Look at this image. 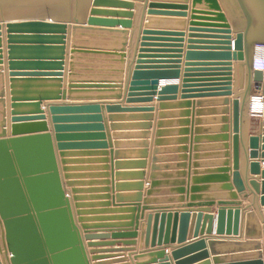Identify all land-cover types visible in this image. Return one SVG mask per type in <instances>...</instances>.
Returning <instances> with one entry per match:
<instances>
[{
	"label": "water",
	"instance_id": "obj_1",
	"mask_svg": "<svg viewBox=\"0 0 264 264\" xmlns=\"http://www.w3.org/2000/svg\"><path fill=\"white\" fill-rule=\"evenodd\" d=\"M134 1L144 2L142 13L146 14L147 19L143 29H139L133 50V68L128 74L126 87L127 104L151 102L157 95L162 111L169 109L162 102L176 100L177 85L171 83L159 86L160 80H177L180 77V55L167 54L181 53L175 49L167 51L168 49L162 48H180L176 44L182 42L184 18L187 17L189 3L192 22L190 26L215 28L216 31L190 30L188 36L189 45L183 69L185 76L182 81L181 101L178 103V108L185 110L179 117L180 138L177 140L178 149L175 152L179 155L178 160L174 164H160L169 160L168 157L163 160L156 157L167 152L160 147L168 145L163 137L169 135V132L157 131L154 157L150 166V183L146 190V199L143 200V208L140 204L143 171L115 175L123 181H140L116 186L121 192H139L124 210L133 214L149 210L146 206L150 201H161L151 198L164 192L177 196L167 199L168 203L183 204L188 200L180 208H209L216 205L219 207L216 234L226 235L227 238L208 241L198 239L176 248L171 254L176 264H197L201 260L206 261L199 264H264L262 244L259 241L261 238L264 240V226H261L252 210L245 214L243 240L238 237L241 226V210L238 206H241V200L249 197L247 186L254 194V200L263 207L264 214V112L259 132L247 137V151L242 128L246 98L254 89L261 91L264 97V73L253 70L255 48H264V0H151L146 3L145 0H0V37L3 30L9 60L11 123V131L8 133L6 95L0 68V264H89L64 187L71 189L75 216L84 232L83 239L89 241L107 238L108 235H94L90 231L98 228L96 225H87L89 220L84 211L87 206L83 203L86 197L82 196L87 193L82 189L86 183L81 181L85 175L73 174L84 169L72 166L86 162L80 158L94 156L102 157L98 162L104 164L107 159L103 157L107 155L105 150L108 147L114 146L118 149L125 144L119 141H103L105 134L102 133V110L105 109L107 113H150L153 108L123 107L120 103H49L46 107L52 124V136L44 122L46 117L41 104L43 101H100L120 98L128 29L131 28L130 19L133 15L131 2ZM155 16L163 19H152ZM166 17L179 19L167 21L164 19ZM169 23L179 30L168 32L149 28L153 25L167 26ZM117 27L122 29H116ZM67 33L70 34L71 45L67 87L63 90ZM169 43L172 45H166ZM1 54L0 39V65ZM233 62L245 81L241 98H231ZM93 63L98 66L92 69L90 66ZM195 72L211 74L190 75ZM37 87L42 90H33ZM193 98H222L211 102L221 106L214 110L220 117L215 119L219 126L214 128L216 133L213 135L201 137V134H205L202 129L187 128L190 124L187 118L191 115L189 108L192 103L185 100ZM202 106L201 101L194 103V107ZM165 117L162 114L160 119ZM146 119L149 120L148 116ZM140 126V135L126 136H138L145 140L149 125ZM157 127L163 128V123H159ZM188 134L192 135V144H198L202 140L221 142L222 152L218 155L221 160L212 163V167L199 169V164L193 162L197 155H192L197 152L198 147H187ZM119 136L123 135H112L114 140ZM147 144V141L126 143L131 148H142L139 152L142 161H130L121 166L130 170L145 169ZM241 148L248 173L251 176H260V182L247 176L242 178ZM55 149L58 152L64 184ZM105 184L107 186V180ZM105 188L102 189L103 192L107 191V187ZM216 198L224 199L216 201ZM94 199L108 200V197ZM101 204H104L103 207L109 206L108 202ZM208 213V210L193 213L184 210L174 215V222H178L176 232L179 245L185 242L189 226L194 237L198 236L199 231L203 233L207 230L208 234L211 233L214 217ZM172 217L165 212L147 215L142 233L146 246L151 241L150 247L155 248L157 236L161 243L165 219L170 220ZM139 218L138 215L128 218L134 222L126 227H135L134 230L116 231L112 238H135ZM172 234H175V228ZM167 235L166 231V239ZM88 244L89 248L98 246L96 243ZM125 245L128 244L124 243ZM207 247L209 252L205 251ZM89 253L93 255V262L108 258L98 256L99 252L93 250ZM164 254L162 249H153L145 256L164 258ZM156 264L171 263L165 259Z\"/></svg>",
	"mask_w": 264,
	"mask_h": 264
},
{
	"label": "crops",
	"instance_id": "obj_2",
	"mask_svg": "<svg viewBox=\"0 0 264 264\" xmlns=\"http://www.w3.org/2000/svg\"><path fill=\"white\" fill-rule=\"evenodd\" d=\"M125 1V0H121ZM150 2L151 0H145L146 2ZM160 1V0H159ZM161 1H168V0H161ZM129 2V1H128ZM133 3V9L131 10L132 12V17L130 19L131 21V28L128 29L129 31V36H128V42H127V51H126V59H125V70H124V75H123V88L121 89L120 93V98L118 100H113V99H106V100H90V101H70V100H65V101H58V102H50V101H43L41 104V109L44 111L46 120L44 121L47 124V129L48 132L53 136V129H52V124L49 119V113L47 109V105L49 103H120L121 106L123 107H139V106H147V107H152L153 111L150 113H107V111L104 109L101 112L102 115V123L104 125V131L102 132L105 134L104 137V142L107 143H114L115 141H119L121 143H125L121 145L120 148L115 149L113 147H108L106 151V156L103 157L107 160L106 163L100 164L98 159H102L100 156H94V157H84L80 159H84L86 162L75 165L72 167H81V169H84L83 171L80 172H73L75 175H85L81 179V181H84L86 185L82 187V189H85L87 193L85 192L82 196H85L86 199L83 203H86V208H84L85 211V217L89 220L87 222V225L90 226H95L98 227L96 229L90 230L91 232H94V235H108L107 238L104 240H85L83 239L84 237V232L81 230V224L77 222L76 216H75V208H74V203L72 200V195L70 194V188L69 187H64L65 192L67 197L70 199L71 202V209L73 212V216L75 219V224L78 227L80 231V235L83 241V245L87 254L88 262L89 264H156L159 262L164 261L167 259L171 264H176V261L173 260V257L171 256L172 252L183 245L192 243L198 239H203L205 241L211 240V239H226V235H217L216 234V217H217V211H218V206H211L209 208L205 207H195L191 209H185V208H180L186 205L187 201L186 200L183 204L181 203H168L167 199L172 198V197H177L169 194L168 192H164L159 196H155L151 199H160L161 201H158L157 203H153L150 201L146 207L149 208V210L146 211H140L138 213H131L130 211L127 212V210H124L127 205L130 204L131 201H134L135 195L139 192L135 191H125L121 192L118 188H116L117 185H124L127 183H139L140 181L133 180V181H123L120 179L116 178V174H122V173H132V172H140L143 171L144 178H143V189L141 192V208H143L144 203L143 200L146 199V190L149 188V175H150V166L152 164V159L154 157V141L156 140V132L157 131H166L169 132V135L166 137H163L164 141L168 142L167 146L160 147V149H165L167 152L160 153L159 156L162 158L168 157L169 160L161 163L160 164H174L178 160L177 157L179 155L176 152L178 149L177 147V140H179L178 136V131L181 129L179 127V121L181 120L179 117L182 115L181 113L185 110H180L178 108V103H180V95L182 91V86H183V77L185 76L183 69L184 65L186 63V53H187V47H188V41L189 38L188 36L190 35V30L194 31H216L215 28H204V27H192L190 24L192 23L190 20L191 13H190V8H191V3H189V11L187 13V17L184 18L185 26L183 28V38L182 42L179 44H176L180 48H162V49H168L167 51H180L181 54H167V55H180V77L177 80H160V86L163 85H170L175 84L178 86L177 94H176V100L169 101V102H162L166 103L168 105L167 107L169 109L167 110H160L159 105L161 104L160 102L157 101V95L153 97L151 102H145V103H133V104H127L126 99V87H127V80H128V74L130 72V69L133 68L132 65V59H133V50L136 44V40L138 37L139 29H143L147 16L143 12V7H144V2H138L134 1L131 2ZM103 10H108V11H127L124 9H116V8H100ZM96 19H115L119 20L121 18H108V17H95ZM152 19H163L161 17H153ZM167 21H174L175 19L179 18H173V17H166L164 18ZM210 23V22H209ZM150 29H156L155 31H168V32H176L179 30L178 27L174 26V24H170L167 26H161V25H153L149 26ZM116 29H122L121 27H117ZM193 33H202V32H193ZM1 50H2V60H1V72L3 74V82H4V89H5V100H6V119H7V126L6 130L8 133H10L11 129V123H10V96H9V69H8V54H7V49H6V38H5V33L2 30L1 31ZM70 45H71V38L70 34L67 33L66 35V40H65V52H64V65H63V90H66L67 87V73H68V63H69V50H70ZM166 45H172V44H166ZM196 63V62H195ZM98 65L96 63H93V67H97ZM211 73L207 74H201V73H190L192 76H200V75H210ZM232 91L233 95L231 98L237 97L241 98L243 94V89L245 87V81L241 78V72L239 71L238 68H236V63L233 62V71H232ZM192 79H201V78H192ZM243 82V83H242ZM243 84V87H240ZM191 85H204V84H191ZM42 90V88H35L33 90ZM255 92V93H254ZM261 91H254L249 97V100L247 102V114L248 116L243 120V134H244V140H245V147L247 151V137L249 135H254L259 132L260 129V122L262 119H257L256 117H253V115H249L250 110V103L253 99L256 97L259 99V96ZM104 97H112V96H104ZM222 98H193L185 101H189L192 103L191 108H189V111H191V115L189 118H187L190 121V124L187 126L188 129L192 130L194 129H202L205 134H201V137H204L206 135H213L216 133V128L219 126V124L216 122L215 119H218L220 117L218 113H215L214 110H218L221 108L219 104H212V101H217L221 100ZM203 102L202 107H194V103L197 102ZM197 111H201L200 113H197ZM164 114L166 117L165 119H160V116ZM149 118L145 120V117ZM254 118V119H252ZM113 121V122H111ZM199 121V125H197V122ZM159 123H163V128L159 129L157 126ZM149 125V129L147 130L148 137L145 140L140 139L138 136H126V135H140L142 133L141 128L142 126L140 125ZM215 128V129H214ZM117 134V135H123L119 136L116 140L113 139L112 135ZM111 135V138H110ZM193 137H196L195 135ZM187 138L189 139V142L187 143V147L197 146L198 150L197 152H193L192 155H197V159H193V162L199 164V169L204 170L207 169L208 167H212V163H215L217 161H220L221 158L218 156L222 151L220 149V145H222L221 142H211V141H206L202 140L198 144L193 143L192 144V135L188 134ZM54 141V139H53ZM136 142V141H147V158H145V163L146 167L143 170H137V169H124L126 166H121L122 164L125 163H130V161H142L139 158V152L141 151L142 148H131L126 143L130 142ZM112 146V144H111ZM54 147H55V141H54ZM94 151V150H93ZM96 151V150H95ZM56 155L58 152L56 151ZM195 157V156H194ZM244 153L243 149L241 148V164H240V172L241 176L244 179L245 176H247L249 179L254 178L258 182L261 181L260 176H251L248 171H247V165L245 166V161H244ZM57 161H58V166L61 174V178L63 181V184L65 181L63 180V173L61 171V165H60V160L57 155ZM117 164L119 166H117ZM106 168V169H103ZM261 171L263 170L262 164H261ZM122 178V177H121ZM108 181V184L106 186L105 181ZM91 183V184H90ZM90 184V185H88ZM107 191L103 192L102 189H106ZM89 189H91L89 191ZM94 189H99V191H95ZM89 191V192H88ZM246 192L248 194V199L247 200H241L242 204L241 206H238L241 210V226H240V232H239V238L243 240V235H244V226H245V214L246 212L252 210L255 212L257 215V218L259 222L261 223V226H264V214H263V207L259 206V203L257 200H254V194L252 193L251 189L249 186L246 188ZM107 195V196H106ZM95 197L97 198H103V197H108V200H103V199H94ZM218 199H224V198H216V201ZM121 203H118L120 202ZM103 202H108L109 206L108 207H103L101 204ZM116 204V205H114ZM91 205V206H90ZM184 210H189L193 212L197 211H209L208 215H211L214 217L213 220V228L210 234L207 233V230L203 231L201 233L199 231L198 236L194 237V235L191 233V229L189 226V231L188 234L185 237V242L181 245L177 243V226L178 222H174V215L176 213H180L181 211ZM156 212H165V214H171L172 219L168 220L167 218L165 219V223L163 224V237L161 240V243L158 242V236L157 240L155 243V248L156 249H162L165 251L164 258H148L147 255L149 251H152L153 249L150 247V243L146 246L144 240L142 239V233L144 230V227L146 226V219L147 215L149 213H156ZM205 214V213H204ZM133 215H138L139 220H137V229L135 231L136 237L133 239H128V238H117L113 239L112 234L116 231H132L134 228L130 229L126 227L130 222L128 218ZM141 215V216H139ZM144 216V218H142ZM127 219V220H125ZM112 226V228H110ZM109 227V228H108ZM161 223L159 221L158 229L160 230ZM175 228V234L173 235V229ZM166 231L168 232L167 239L165 238ZM192 234V235H190ZM173 235V236H172ZM173 237V240H172ZM229 237H234V236H229ZM235 238V237H234ZM262 244V252H263V263H264V240L261 238L259 240ZM88 243H96L97 248H89L87 245ZM115 244V245H109V244ZM124 243L128 244L124 246ZM96 251L99 252L97 254L100 257H108L106 259L99 260L97 262H93L91 257L90 251ZM209 252V248L205 250ZM211 260V256L209 257ZM206 260H201L199 263H202Z\"/></svg>",
	"mask_w": 264,
	"mask_h": 264
},
{
	"label": "bare ground",
	"instance_id": "obj_3",
	"mask_svg": "<svg viewBox=\"0 0 264 264\" xmlns=\"http://www.w3.org/2000/svg\"><path fill=\"white\" fill-rule=\"evenodd\" d=\"M255 49H256V52H255L254 56H256L257 58H260L264 55V48L263 47H257ZM240 87H243V84ZM254 91H258V90L254 89ZM250 95H251V93H250ZM250 95L248 96V98H246V104H245L244 110H243V120L248 116V114H247V102L249 100ZM249 108L251 110V111H249L250 112L249 115H253V114L259 115L260 111H262V114L264 112L263 102L260 101L257 97L251 101ZM262 114H261V116H258V117L254 116V117H256L257 119H262Z\"/></svg>",
	"mask_w": 264,
	"mask_h": 264
},
{
	"label": "built area",
	"instance_id": "obj_4",
	"mask_svg": "<svg viewBox=\"0 0 264 264\" xmlns=\"http://www.w3.org/2000/svg\"><path fill=\"white\" fill-rule=\"evenodd\" d=\"M253 70L254 71H260V72H263L264 73V60L262 61H257L255 64H253ZM260 96H259V100L263 102V105H264V97L262 95V93H259ZM262 114V111H260V114L259 115H256V114H253V117L256 116H261Z\"/></svg>",
	"mask_w": 264,
	"mask_h": 264
},
{
	"label": "clouds",
	"instance_id": "obj_5",
	"mask_svg": "<svg viewBox=\"0 0 264 264\" xmlns=\"http://www.w3.org/2000/svg\"><path fill=\"white\" fill-rule=\"evenodd\" d=\"M262 60H264V55H263L262 57H260V58H257V57L255 56V59H254V61H253V64H255L257 61H262Z\"/></svg>",
	"mask_w": 264,
	"mask_h": 264
},
{
	"label": "rangeland",
	"instance_id": "obj_6",
	"mask_svg": "<svg viewBox=\"0 0 264 264\" xmlns=\"http://www.w3.org/2000/svg\"><path fill=\"white\" fill-rule=\"evenodd\" d=\"M252 119H254V118H252Z\"/></svg>",
	"mask_w": 264,
	"mask_h": 264
}]
</instances>
